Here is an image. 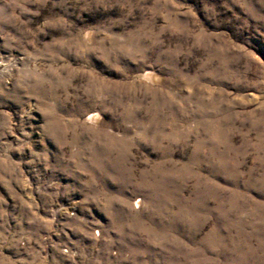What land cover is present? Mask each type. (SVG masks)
Here are the masks:
<instances>
[{"label": "rangeland", "instance_id": "374dc122", "mask_svg": "<svg viewBox=\"0 0 264 264\" xmlns=\"http://www.w3.org/2000/svg\"><path fill=\"white\" fill-rule=\"evenodd\" d=\"M0 264H264V0H0Z\"/></svg>", "mask_w": 264, "mask_h": 264}]
</instances>
